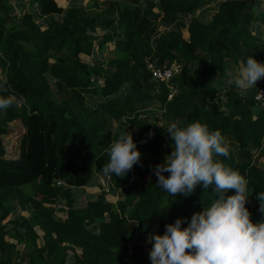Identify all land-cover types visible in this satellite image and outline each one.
I'll use <instances>...</instances> for the list:
<instances>
[{"label":"trees","instance_id":"obj_1","mask_svg":"<svg viewBox=\"0 0 264 264\" xmlns=\"http://www.w3.org/2000/svg\"><path fill=\"white\" fill-rule=\"evenodd\" d=\"M210 1L103 0L88 15L81 0H28L12 16L13 4L0 0V72L10 86L3 94L25 98L0 111V264H150L146 236L216 195L211 185L185 197L155 184L151 166L171 151L164 130L172 121L221 131L229 155L214 159L245 177V207L254 223L261 219L264 101L254 97L264 78L241 94L224 73L247 55L264 58V0H219L205 20ZM106 43L111 56L95 59ZM147 62L180 64L171 98ZM149 99L163 124L138 117ZM15 119L23 130L8 156L2 137ZM124 131L141 164L106 176L105 149ZM91 184L100 190L82 199Z\"/></svg>","mask_w":264,"mask_h":264},{"label":"clouds","instance_id":"obj_2","mask_svg":"<svg viewBox=\"0 0 264 264\" xmlns=\"http://www.w3.org/2000/svg\"><path fill=\"white\" fill-rule=\"evenodd\" d=\"M224 75L226 83L243 94L264 78V62L247 55L238 69H227ZM9 88L7 77L0 74V111L24 102L25 98L15 93L4 95ZM164 131L171 151L151 166L157 187L170 195L186 197L197 185H211L216 195L190 218L176 217L164 224L162 234L152 232L146 236L151 245L150 264H264V204H259L261 219L254 223L245 207L249 197L245 177L214 159V155H229L221 131L210 130L199 121L183 126L172 121ZM147 135L151 138L154 133L149 130ZM105 152L108 160L101 170L106 176L124 177L134 164H141L140 151L130 131L111 139ZM228 189L234 193L225 196ZM256 199L264 201V193H258Z\"/></svg>","mask_w":264,"mask_h":264},{"label":"rangeland","instance_id":"obj_3","mask_svg":"<svg viewBox=\"0 0 264 264\" xmlns=\"http://www.w3.org/2000/svg\"><path fill=\"white\" fill-rule=\"evenodd\" d=\"M81 1L88 15H94L98 13L99 12L98 7H100L103 2V0H81ZM216 1L217 0H211L208 8H213L212 6L215 5ZM9 2L12 3L14 7L13 12L11 14L13 16V15H20L23 11V8L19 6V3L24 2L25 6L23 4L22 5L23 7H26V3L28 2V0H9ZM68 2L69 0H59V3L62 5H65V4L67 5ZM209 15H210V12L207 11L202 16L203 18H206ZM261 33L264 36V30H262ZM112 49H113L112 43H106L101 47H96L94 50L95 59H103V60L108 59V57L111 56V51H113ZM81 57L84 58L85 60H90V58L86 55H81ZM258 61L264 62V58L259 59ZM176 79H177V75L174 76L171 81L175 82L177 81ZM262 84L264 85V83ZM138 111H140V114L138 116L140 119L147 120L149 122H156L159 124L164 123L161 118H159L158 121H155L154 119L155 117H161V110L157 108V101L155 99H149L148 101L144 102L143 105H140L138 107ZM112 129L116 130L114 128V125H112ZM22 130H23V127H22L21 121L19 119H15L9 124V132L3 135L2 138L4 141V145H5L8 156H15L17 154L18 149H19V136ZM103 184L104 186H107L105 184V181ZM81 190H82V194H80V196L82 199H85L88 194H91L88 196H92L93 194L98 192V191L96 192L97 187H92V185H90V187L88 186L86 188H82ZM110 201H114V197H111Z\"/></svg>","mask_w":264,"mask_h":264},{"label":"built area","instance_id":"obj_4","mask_svg":"<svg viewBox=\"0 0 264 264\" xmlns=\"http://www.w3.org/2000/svg\"><path fill=\"white\" fill-rule=\"evenodd\" d=\"M147 69L151 73V77L155 81L163 82L168 89V98L176 93V87L172 83V78L179 74L181 66L179 63L170 62L163 65H156L154 62H147ZM257 101H264V85L261 84L256 90L255 97Z\"/></svg>","mask_w":264,"mask_h":264},{"label":"crops","instance_id":"obj_5","mask_svg":"<svg viewBox=\"0 0 264 264\" xmlns=\"http://www.w3.org/2000/svg\"><path fill=\"white\" fill-rule=\"evenodd\" d=\"M218 1H219V0H217V1L215 2V5L212 6L213 8H208V6L210 5V3H209V5L205 6V8L208 9V11L210 12V15H211L212 11L215 9L216 4H217ZM210 2H211V1H210ZM210 15H209V16H210ZM209 16H207V17L205 18V20L209 19V18H210ZM99 177H101V176H99ZM104 181H105V179H104V177H102V178L100 179V184H102L103 187H105V189H107V188H106L107 186H104V184H103ZM105 184H106V181H105ZM91 185H92V187H97L96 192L100 190V189L98 188V185H96V184H91ZM87 187H88V186H87ZM89 187H90V186H89ZM83 188H86V187H83ZM83 190H84V189H83ZM88 195H91V194H88ZM88 195H87L86 197H88ZM23 214H24V215H28L29 212L26 211V212H23Z\"/></svg>","mask_w":264,"mask_h":264}]
</instances>
